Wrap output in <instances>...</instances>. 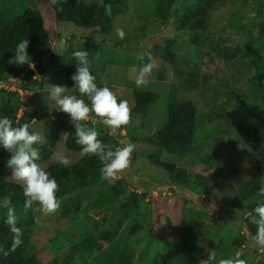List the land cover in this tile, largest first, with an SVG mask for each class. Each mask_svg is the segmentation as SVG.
<instances>
[{"label":"rangeland","instance_id":"obj_1","mask_svg":"<svg viewBox=\"0 0 264 264\" xmlns=\"http://www.w3.org/2000/svg\"><path fill=\"white\" fill-rule=\"evenodd\" d=\"M32 1L52 36L53 51L44 60V74L33 63L26 67L25 77L0 83V117L6 104L21 103L13 126L28 123L30 131L39 132L42 139L36 146L47 145L63 121L65 127L54 152L39 165L45 170L63 157L69 159V165L77 163L83 154L66 147L72 120L56 109L49 90L59 84L67 94L80 95L67 85L60 59L70 49L95 39L101 47L92 69L100 86L111 88L118 100L128 101L129 121L112 128L90 112L81 123L97 133L107 131L118 147L132 143L134 151L126 169L96 185L67 182L70 193L58 199L54 211L37 204L28 253L40 255L45 264H61L75 243L96 232L94 224L99 221L113 241L91 256H77L73 264H110L126 247L134 251L132 264H219L223 258L264 264V247L258 246L246 229L250 207L264 203V192L255 198L240 194L241 185L257 173L250 153L249 125L251 114L264 108V0H200L212 5L207 27L199 31L183 25L198 0H177L164 23L155 14L158 0H129L124 15L104 28L92 29L60 23L44 0ZM118 28L124 31L123 38L116 34ZM157 47L172 51L174 62L156 54ZM231 49L238 51L235 57L222 54ZM148 64L151 70L145 74L146 83L138 86L140 70ZM192 75L198 77L199 88L188 91L184 85ZM172 86L178 100L192 102L199 113V143L187 154L159 152L146 142L167 121ZM134 87L159 96L146 116L133 114ZM42 115L45 117L40 119ZM157 155L181 168L186 178L172 180L156 166ZM6 161L0 148L4 178L23 186L11 175ZM70 201L80 203L74 220L62 212V202ZM184 224L198 226L187 235V242ZM4 249L0 244V255Z\"/></svg>","mask_w":264,"mask_h":264},{"label":"trees","instance_id":"obj_2","mask_svg":"<svg viewBox=\"0 0 264 264\" xmlns=\"http://www.w3.org/2000/svg\"><path fill=\"white\" fill-rule=\"evenodd\" d=\"M51 7V12L60 23L72 24L79 28L92 29L104 28L110 25L113 19L119 15H124L128 9L129 0H103L102 3L87 4L84 0H44ZM177 0H158L155 14L158 19L164 23L169 19L174 4ZM210 1V0H208ZM215 2V0H212ZM222 1H241L248 0H222ZM216 3V2H215ZM207 1L198 0L196 7L186 15L183 21L184 28L199 31L205 30L208 24V12L211 10ZM110 6V12L107 10ZM50 12V13H51ZM21 39H27L28 62L23 65L9 63L11 57L15 54V46ZM101 43L95 39H88L82 47L70 49L68 54L60 60L61 72L65 76L68 86L74 87L71 75L75 71L77 58L73 55L76 51H87L91 73L96 77V83L100 82L92 69L98 49ZM53 51L52 36L46 28L44 18L37 9L36 2L32 0H0V83L12 78L26 76V67L35 64L38 71L44 74V60ZM154 52L169 62H174V53L168 48L157 47ZM238 51L231 49L223 51L225 57H235ZM221 54V53H220ZM28 74H32L29 73ZM188 91L199 88L198 77L192 75L184 85ZM135 107L133 114L147 115L149 107L154 104L159 96L151 91L140 90L134 87ZM79 91V90H78ZM80 93V92H79ZM90 104L87 96L81 94L78 96ZM21 103H8L4 106L3 116H8L17 121ZM198 109L190 101H179L176 95V87L172 86L169 102L167 121L159 130L158 134L148 137L146 142L156 148L159 152L167 151L172 154H187L192 152L199 143L198 133ZM28 116L25 115L26 119ZM45 115L39 117L43 119ZM213 118H209L213 122ZM77 121H71L69 126V135L66 139V147L75 152H81V145L76 143L75 126ZM13 124V125H14ZM82 124V123H81ZM89 128H93L87 125ZM250 126V153L255 159L257 173L246 180L240 187V194L245 198H255L262 192L261 183L264 182V108L251 114ZM65 123L60 121L52 132L49 143L45 146H36L39 153L37 163L47 161L58 142L59 133L64 129ZM99 140L103 144L118 147V141L107 131L98 133ZM10 152L2 148V155L8 159ZM83 157L73 165L64 166L60 163L48 166L47 171L52 177H55L58 190L57 199L67 196L70 188L67 182H82L87 186L96 185L104 178L100 173L101 162L91 154L82 153ZM159 155L156 157V166L164 169L172 180L179 181L185 179V172L178 168L174 163L161 161ZM208 161V159H207ZM2 163L0 162V244L5 246L3 254L0 255V264H45L42 257L38 254H30L28 250L31 245L33 231L36 225L35 211L37 203H33L30 208L24 207L25 197L23 195V186L13 181H8L2 174ZM258 204L250 207L249 216L246 222V229L253 237L256 232V224L253 221L259 219L254 208ZM14 209L16 227L20 228L22 243L13 247L15 234L10 230L7 223L8 209ZM80 210V203L76 201L62 202V212L66 217L74 220L77 212ZM104 223V222H103ZM102 223L97 221L94 224L95 233L88 234L84 239L75 243L71 249L65 253L61 264H73L77 256H91L94 252L103 250L105 243L113 241L109 231H103ZM196 225L184 224V240L187 242V235L194 231ZM183 235V234H182ZM134 251L131 248H124L117 253L110 264H132ZM58 262V260L54 261Z\"/></svg>","mask_w":264,"mask_h":264},{"label":"clouds","instance_id":"obj_3","mask_svg":"<svg viewBox=\"0 0 264 264\" xmlns=\"http://www.w3.org/2000/svg\"><path fill=\"white\" fill-rule=\"evenodd\" d=\"M55 0H53V3ZM110 12V6H107ZM116 34L123 38L125 33L122 29H116ZM29 41L21 39L15 46V54L10 58L9 63L23 65L28 62L27 52ZM73 55L77 58L75 71L71 80L81 94L87 96L89 103L75 95L66 93L64 85L55 84L50 87V98L54 101L58 111L67 113L73 121H85L89 113L94 112L97 117L103 118V124L112 128H119L129 121L128 101L118 100L117 96L108 86H98L96 77L90 71V62L87 51H76ZM151 65H144L136 80L137 85L146 83L145 74L150 72ZM14 121L8 116L0 117V148L9 151L11 154L6 165L11 169V175L23 184V195L25 197L24 207L30 208L33 203L49 212L54 211L58 206L57 190L58 184L55 177H52L38 163V144L42 137L39 132L30 131V125L23 123L18 127L13 126ZM76 143L81 145V152L96 156L101 162L100 173L104 177H112L129 166L130 157L134 151L132 143H124L122 147L113 148L105 145L99 140L98 133L94 128L85 124L77 123L75 126ZM59 163L67 166L70 161L63 157ZM260 191L264 192V182L261 183ZM259 219L253 217L256 224V232L252 239L255 243L264 247V203L254 208ZM7 223L10 230L15 234L13 247L22 243L20 228L16 227L14 209H8ZM219 264H246L244 259L223 258Z\"/></svg>","mask_w":264,"mask_h":264}]
</instances>
